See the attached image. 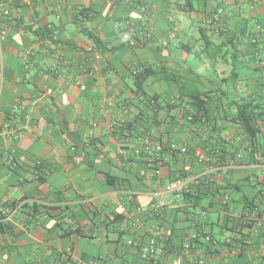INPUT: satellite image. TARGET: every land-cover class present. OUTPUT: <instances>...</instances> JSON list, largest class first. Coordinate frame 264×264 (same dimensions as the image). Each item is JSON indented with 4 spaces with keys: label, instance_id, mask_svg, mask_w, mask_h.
Wrapping results in <instances>:
<instances>
[{
    "label": "crops",
    "instance_id": "0c3cea01",
    "mask_svg": "<svg viewBox=\"0 0 264 264\" xmlns=\"http://www.w3.org/2000/svg\"><path fill=\"white\" fill-rule=\"evenodd\" d=\"M218 7L222 36L208 27ZM194 30L201 38L190 39ZM88 34L116 51L99 52ZM205 36L228 43L227 54L207 63L208 49H196ZM141 65L155 72L145 89L164 108L157 120L134 93L130 70ZM244 97L264 103V0H0V208L11 210L0 212V264H187L184 245L198 229L183 200L160 218L138 212L169 200L179 178L221 189L205 203L203 229L223 241L222 199L239 208L264 197L253 160L264 134L253 150L232 121L230 102ZM196 111L202 122L192 125L185 116ZM146 139L188 154L151 158ZM155 234L157 254L144 260ZM202 244L191 253L220 264Z\"/></svg>",
    "mask_w": 264,
    "mask_h": 264
},
{
    "label": "built area",
    "instance_id": "2783aa9c",
    "mask_svg": "<svg viewBox=\"0 0 264 264\" xmlns=\"http://www.w3.org/2000/svg\"><path fill=\"white\" fill-rule=\"evenodd\" d=\"M258 2L259 0H252L253 4H257ZM5 13L7 14V12ZM223 14L224 11L221 7H218L213 12L211 23L216 29L224 28ZM255 42L256 40H252L253 44ZM140 69L141 68L135 69L133 74L138 73ZM22 137L23 133L20 132L15 134L14 139L19 140ZM165 149L172 153H177L179 156L188 154L187 147L182 145L177 146L175 144H170L167 148H165L162 145H154L150 139L144 140L142 144V152L151 158L162 154ZM195 155L200 156L199 153ZM253 160L257 166L264 168L263 153L255 152L253 154ZM195 180V178H179L171 181L167 186V191L170 194L169 200L153 202L148 206V208H138V212L148 213L152 216L160 218L166 210L174 207L177 201L182 199L183 194L188 192L190 186ZM255 201L256 202L251 207L240 204L238 208L236 207V204L234 205L230 203L229 196H225L223 198V205L227 207L225 212L228 218L229 227L226 231L224 240L218 241L209 232H206L205 230H198L197 234L194 235L191 241H202V245L205 247V250L210 251V254L212 255H219L220 264H236L235 262H227L226 258L233 259L242 253L251 256V258H254L255 254L264 257V197L262 196ZM0 212L5 214L10 213L11 210L0 208ZM189 220L195 226H198L200 223L206 225L208 223V212L205 210H197L189 215ZM245 234L248 236L246 237ZM254 237L259 238L258 244L254 243ZM193 247L194 246L190 241L184 245V252L188 257V262L190 264H208L205 259H198L193 253H191L193 251ZM254 249L255 252L252 253ZM157 251L158 235L155 234L151 236L148 242L141 247V258L149 260L157 254Z\"/></svg>",
    "mask_w": 264,
    "mask_h": 264
},
{
    "label": "trees",
    "instance_id": "16d2710c",
    "mask_svg": "<svg viewBox=\"0 0 264 264\" xmlns=\"http://www.w3.org/2000/svg\"><path fill=\"white\" fill-rule=\"evenodd\" d=\"M215 10L211 11L210 13H208V18H209V23H208V27H209V32L212 33V35H219L222 36L223 34H225L226 28L224 25V28H219L216 29L212 23H211V18L213 15V12ZM202 32L207 30L205 28H201ZM242 34L241 38H245V37H249V34ZM88 36L90 37V39L93 41V43L96 45V47L98 48L99 52H114L116 51L115 48H111V49H107V44L105 42H103L100 38L94 36L93 34H88ZM215 40H218L216 38H214ZM249 42L251 44L252 47H256V45L258 46V42L256 40V42L253 44L250 37L248 38ZM219 41V40H218ZM203 42L206 46V49L213 46L214 43L212 40H210V37L205 36V38L203 39ZM236 44V42L232 41L230 42L231 47H234ZM216 45V44H215ZM226 45H228V43L223 42L221 44V47H226ZM188 47V46H186ZM244 47V46H241ZM189 49L191 48L190 46L188 47ZM216 54L212 55V59H215ZM139 69V72L136 74H133V71L135 69ZM131 73V77L133 79V86H134V93L135 96L138 97L139 99L142 98V100L146 103V105L151 109L150 112L153 114V116L155 117V119H158V115L160 114V112L162 111V105L159 103L158 100V96L157 95H150L147 93L146 89H145V85L148 81L149 78H151L152 76H154L155 72L154 70L149 67V66H145V65H141V66H136L134 67L132 70H130ZM211 92H206L204 95L208 96L210 95ZM201 94H198L196 96L199 97ZM169 107V106H167ZM180 107V105L178 106H171V108H178ZM197 107L200 108V104H197ZM235 108L236 110V114L235 116H233L232 121L236 124H238L239 126H241L244 130V134L247 136L250 145L252 146V149H256V142L259 140V138H261V136L264 134L263 130H264V103L262 100L256 98V97H244L238 100H234L230 102V109ZM168 110V108H166ZM169 111H167V114H169ZM187 115L184 114V116ZM185 118L188 120V122L192 125H196L200 122H202V117L200 116L199 112H193L188 114L187 116H185ZM157 123V122H156ZM132 124H135V121H132L128 124V126H132ZM129 128V127H128ZM127 129V128H126ZM124 130V129H123ZM122 130V131H123ZM226 155V154H224ZM113 180H116V178H112ZM39 181L43 182L44 179L43 177L40 175L39 177ZM237 190L238 186H234V187H226L224 188L225 191L227 190ZM220 188L218 187H214L213 184H205V183H198V184H192L188 190V192H185L182 196V200L184 202V207L185 209H187V211H192V213H194L197 210H205L207 211V207L205 206L206 201L208 200L209 195H211L213 198H221L220 195ZM220 195V196H219ZM230 195L232 196L231 192ZM229 201L232 204H236V200H234L233 196L232 198L229 196ZM255 199H252L250 201H248V199H242L239 200L237 203L239 204H244L247 205L249 207H251L252 205H254L255 203ZM222 203H223V199H222ZM211 204V203H210ZM212 205V204H211ZM224 210L226 211L227 207L225 205H223ZM35 209V208H34ZM190 213V214H192ZM189 214V215H190ZM189 220V219H188ZM190 221V220H189ZM191 223V221H190ZM202 223H200L198 226H195L196 229L202 231L204 230L203 227H205L206 225H204ZM243 227V226H242ZM241 227V228H242ZM245 227V226H244ZM246 235V234H245ZM248 235H246L247 237ZM250 237V236H249ZM217 240V239H216ZM170 241V240H169ZM190 242H192V244H197V243H203L202 241L196 240L195 241H191V239L189 240ZM199 241V242H198ZM219 241V240H218ZM255 244L259 243V238L258 237H254L253 239ZM206 252L208 254H210L211 252L206 250ZM255 252V249L252 251V253ZM212 255V254H211ZM243 256H247L248 259L250 260V263L247 264H264V257H261L258 254H255L254 258H251V256L245 255L244 253L240 254L239 256L235 257V258H226L227 262H235L237 263V260H239L240 258H242ZM225 259V257H224ZM187 264H190L187 260L186 262Z\"/></svg>",
    "mask_w": 264,
    "mask_h": 264
},
{
    "label": "rangeland",
    "instance_id": "374dc122",
    "mask_svg": "<svg viewBox=\"0 0 264 264\" xmlns=\"http://www.w3.org/2000/svg\"><path fill=\"white\" fill-rule=\"evenodd\" d=\"M239 1L243 2L244 0H239ZM197 5H198V7H200V4H197ZM247 11H248V6L243 11V15L245 17H246L245 13H247ZM209 36H210V34H209ZM193 37L194 38H190V39H199V38H201L200 32L198 30H194ZM212 41H213L214 45L211 46V47H209V48H207L208 49V52L204 54V59H205V61H207V63H209V62L212 61V55H214L217 52H220L222 55L227 54V49L229 48V47H221V42L218 41V40H212ZM199 42H202V43H201V45H196V49H198V50H199V48L200 49H206V46H205L203 40L200 39ZM193 45L195 46L194 43H193ZM239 69H240L239 73L242 76L244 75V73H248V70L245 69L244 67H240ZM210 216L213 217V218H215V216H214L213 213H211Z\"/></svg>",
    "mask_w": 264,
    "mask_h": 264
}]
</instances>
